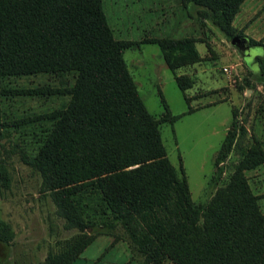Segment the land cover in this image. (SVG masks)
I'll return each mask as SVG.
<instances>
[{
	"label": "trees",
	"instance_id": "trees-1",
	"mask_svg": "<svg viewBox=\"0 0 264 264\" xmlns=\"http://www.w3.org/2000/svg\"><path fill=\"white\" fill-rule=\"evenodd\" d=\"M100 1L0 0V137L10 128L25 132L23 161L38 171L56 213L74 228L117 222L151 264H264V213L243 172L264 163L263 149L257 142L241 148L228 180L195 204L160 139V124L178 115L161 96L164 111L147 113L122 58L132 41L112 35ZM181 1L226 38L245 36L264 49L234 31L243 0ZM150 40L184 92L191 81L177 68L198 59L194 39ZM255 61L264 83V52ZM27 77L42 83H17ZM38 95L60 100L40 111L9 107L16 97ZM244 134L232 121L215 156L218 171ZM0 230H8L1 221ZM92 239L84 234L45 264H69Z\"/></svg>",
	"mask_w": 264,
	"mask_h": 264
},
{
	"label": "rangeland",
	"instance_id": "rangeland-1",
	"mask_svg": "<svg viewBox=\"0 0 264 264\" xmlns=\"http://www.w3.org/2000/svg\"><path fill=\"white\" fill-rule=\"evenodd\" d=\"M100 2L112 35L132 41L122 58L147 113L158 117L164 111L161 96L169 113L178 115L171 123L160 124V139L169 162L177 171L182 169L191 200L203 205L228 180L241 148L257 142L264 152V83L250 65L254 56L263 54L262 44L252 45V56L243 59L209 19L181 0ZM231 24L234 31L264 44V2L243 0ZM159 37L194 39L198 59L177 68L191 81L184 92L150 40ZM17 83L32 86L42 80L27 77ZM59 100L23 96L13 99L9 107L40 111ZM188 104L193 110L187 111ZM232 121L236 127L243 126L245 134L240 148L233 145L218 163L222 167L218 171L215 156ZM26 141L25 132L15 128L0 137V221L8 229L0 230V264H45L71 249L84 234L93 239L69 264H151L117 222L111 228L81 230L66 224L42 189L38 171L22 159ZM243 172L264 213V163Z\"/></svg>",
	"mask_w": 264,
	"mask_h": 264
},
{
	"label": "water",
	"instance_id": "water-1",
	"mask_svg": "<svg viewBox=\"0 0 264 264\" xmlns=\"http://www.w3.org/2000/svg\"><path fill=\"white\" fill-rule=\"evenodd\" d=\"M229 43L239 51L243 59L252 56L253 52L251 51V46L248 45L247 37L241 35H233L229 39ZM250 65L253 70H257L256 61L252 62Z\"/></svg>",
	"mask_w": 264,
	"mask_h": 264
},
{
	"label": "flooded vegetation",
	"instance_id": "flooded-vegetation-1",
	"mask_svg": "<svg viewBox=\"0 0 264 264\" xmlns=\"http://www.w3.org/2000/svg\"><path fill=\"white\" fill-rule=\"evenodd\" d=\"M256 56H257V55H256ZM256 56H254V57L252 58V60H255Z\"/></svg>",
	"mask_w": 264,
	"mask_h": 264
},
{
	"label": "built area",
	"instance_id": "built-area-1",
	"mask_svg": "<svg viewBox=\"0 0 264 264\" xmlns=\"http://www.w3.org/2000/svg\"><path fill=\"white\" fill-rule=\"evenodd\" d=\"M225 70V68H223Z\"/></svg>",
	"mask_w": 264,
	"mask_h": 264
}]
</instances>
